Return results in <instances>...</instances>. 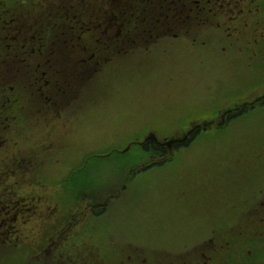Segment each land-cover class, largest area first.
Wrapping results in <instances>:
<instances>
[{"label":"rangeland","instance_id":"1","mask_svg":"<svg viewBox=\"0 0 264 264\" xmlns=\"http://www.w3.org/2000/svg\"><path fill=\"white\" fill-rule=\"evenodd\" d=\"M111 2L117 3L116 0ZM206 34L210 38L207 54L212 59L203 58L202 62L194 64L192 70L187 68L188 64L181 69L183 65L180 68L170 58V46L159 43L161 46L158 47L157 42H151L145 52H142V47H137L130 51L135 52L129 54L128 58L116 57L105 64L101 71H92L93 66L97 68L100 64H90V74L85 75L86 79L76 96V105L80 107L78 119L68 124V127L78 129L72 133L68 130L66 134L67 120H60L63 124L56 126L46 139L51 142L56 139L57 143L32 138L34 132L48 130L54 123L31 119L32 124L23 126L18 112L12 110L9 123H3L7 132L2 140L7 149L0 152L10 156L2 158L0 155V188L9 191L11 196L3 199L15 215L14 198L17 193L26 197L24 186L17 183L19 168L15 155L19 150L32 155L33 162L28 164L27 176H21V180L27 181L24 185L31 184L34 192L32 202L23 204L24 214L19 218V223L26 229L23 239L32 236L36 229L41 230L42 224L44 230H61V225L69 224L65 216L72 212L76 213L77 224L68 230V234L72 236L76 233L78 237L71 239L69 248L77 246L74 242L82 238V226L85 234L97 228L104 234L102 242L108 241L107 246L103 245L100 251L98 249V253L103 255L108 251L109 255L106 258L102 256L101 261L98 257L96 264H115L120 250L138 256L155 249L154 246L157 257L164 247L173 252L171 258L174 262H183L190 258V252L195 250L197 242L206 237L213 238L216 245L232 241L233 253L229 263L241 264L239 255L243 251L238 248V243H244L248 236L264 230V224L249 219L245 209L250 202H256L260 188L264 187V106L225 121V125L213 126L218 124L221 117L206 124V127L212 126L199 132L196 139L183 147V153L181 149L178 155L163 165L139 171L124 196L111 204L100 217H92L90 227L88 221L92 212L89 201L92 195L97 196L100 192L89 191L81 201L83 206L69 202L78 199V195L84 193L82 190L92 184L104 189L105 184L107 186L108 182L114 181L115 175L121 173L128 160L139 162L137 145L129 147V142L153 132L160 136L182 135L183 126L193 127L195 121L212 115L217 107L224 104L228 107L234 99L241 100L249 95L246 93L264 92V65L254 64L250 68L241 56L234 54L230 60L218 59L216 32L208 31ZM173 46H177L176 43ZM146 52H149L148 57H145ZM227 61L236 63L228 67ZM140 63H145L146 69ZM132 64L138 65V69L129 78L125 74V67ZM73 68L70 78L77 80L79 64ZM214 70L219 71L218 76L212 74ZM170 73L174 77L168 75ZM131 81L138 87L134 94L126 87V82ZM206 87L211 88L200 92ZM221 87L223 89L220 91ZM43 91L48 89L44 88ZM262 99L264 101V96ZM160 102L162 105L158 106ZM26 137L31 139L27 141ZM73 145L79 148H73ZM62 146L70 148L59 152ZM124 148H127L125 153L121 150ZM57 154L62 159L56 162L53 157ZM90 155L91 159H88ZM249 158L251 161L244 183L236 186L235 191H239V194L233 197L237 205L234 219L226 218V215L209 216L207 209L225 200L227 190L233 185V174ZM90 188L92 190L93 186ZM152 203L155 228L150 227L147 231L146 227L136 225L135 220H145L150 214L147 206ZM219 207L224 208L225 203ZM101 209L104 210V207ZM1 210L0 203V213ZM255 210H260L259 204ZM262 212L264 214V206ZM197 224L202 225L203 230L197 228ZM158 226L163 228V237L157 233ZM138 236L145 245L144 249L125 244V241L135 240ZM88 241L93 246L98 245L93 238ZM1 243L4 244L3 241ZM17 243L19 240L12 243L13 250L0 247V264H24L30 259L25 260V251ZM246 243L254 256L246 264H264L263 237ZM38 251L43 254L44 248ZM42 257H47L51 262L55 260L50 259H58L60 264H68L74 254L68 250L67 254ZM150 258L151 264L156 262L152 255Z\"/></svg>","mask_w":264,"mask_h":264},{"label":"flooded vegetation","instance_id":"2","mask_svg":"<svg viewBox=\"0 0 264 264\" xmlns=\"http://www.w3.org/2000/svg\"><path fill=\"white\" fill-rule=\"evenodd\" d=\"M28 1L29 0H19V4L11 5L5 0H0V5H6L5 9L0 8V23L9 25L15 31L17 37L22 35L27 29L30 28L23 17V13L21 12V10L24 8L23 3ZM116 1L124 3L127 7H130L135 11H137L139 7V2L142 4L148 2L149 4H152V6L155 4V0ZM228 4L232 5L233 0H229ZM72 9V5L68 7L69 12ZM73 16L75 17L76 14H73ZM21 37H27V34L24 33ZM21 46L20 40H13L10 44H8L7 55L3 56L0 61V78L11 79L17 78L21 75V77L27 76L30 81V77L22 69H25V63L31 58V56L27 55L25 50H21ZM25 46L26 44L23 43V47ZM37 57L41 60H44L45 63L53 61V57L51 55H40ZM15 68L19 69V71H15ZM31 78L35 79L33 84H41V72L31 73ZM3 89L4 87H0V95L4 94ZM13 100L14 104L18 106L26 119L31 118L42 120L55 116L62 110L66 111L71 104V93L68 89L63 87L53 88L48 91H43L40 87L39 91L37 92H26L23 94V100L25 103H19V98H15ZM34 100H38L39 102H35Z\"/></svg>","mask_w":264,"mask_h":264},{"label":"trees","instance_id":"3","mask_svg":"<svg viewBox=\"0 0 264 264\" xmlns=\"http://www.w3.org/2000/svg\"><path fill=\"white\" fill-rule=\"evenodd\" d=\"M152 146L155 147L154 143H152V142H151V143H145V144L143 145V147H144L146 150H148V153H149V154H151L152 152H154ZM12 230H13V227H11V228H8V227L1 228V229H0V234L5 235V234L10 233ZM65 230H66V229H65ZM65 230H64V231H65ZM53 240H54V243L57 242L56 238H54Z\"/></svg>","mask_w":264,"mask_h":264}]
</instances>
